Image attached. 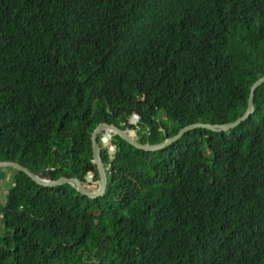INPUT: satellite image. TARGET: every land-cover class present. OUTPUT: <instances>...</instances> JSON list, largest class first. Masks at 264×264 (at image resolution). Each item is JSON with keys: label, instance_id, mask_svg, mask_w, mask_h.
I'll return each mask as SVG.
<instances>
[{"label": "trees", "instance_id": "obj_1", "mask_svg": "<svg viewBox=\"0 0 264 264\" xmlns=\"http://www.w3.org/2000/svg\"><path fill=\"white\" fill-rule=\"evenodd\" d=\"M262 76L264 0H0V161L97 181L98 123L159 145ZM253 107L155 152L114 136L98 198L5 169L0 264H264V83Z\"/></svg>", "mask_w": 264, "mask_h": 264}, {"label": "water", "instance_id": "obj_2", "mask_svg": "<svg viewBox=\"0 0 264 264\" xmlns=\"http://www.w3.org/2000/svg\"><path fill=\"white\" fill-rule=\"evenodd\" d=\"M262 83H264V76L259 77L250 85L248 89L246 107L244 108V111L240 116L236 117L231 122H226L221 124L194 123L181 128L170 138L164 140L163 143L155 146L141 144L140 141L138 140L136 131L128 130L127 128L122 129L112 123H107V122L98 123L96 126H94V128L91 130L89 134L92 163L94 164V166H96L97 173L99 176L97 180L98 187L93 186V188H89L85 183L86 181H89L91 178L94 177V174L91 172L86 175L85 182L83 183L80 182L78 179L65 178V177H59L56 180H49L44 178V176H42L40 173H31L27 168L21 166L20 164L9 161H0V180L3 179L2 170L11 169L23 173L38 186L45 188H52L56 186L68 185L70 188H75V190L80 195L86 196L88 198H98L100 196H103L106 192L108 186V175H109L108 168L105 167L101 156V152L105 149V147L103 146H107V145L100 146L98 143V141L100 140L99 133L101 131L106 130L109 133H111L108 134L109 144L107 148L110 147V145L112 144V137L118 136L119 138L124 140L126 144L130 145L131 147L137 150H141L144 153L155 152L165 149L169 147L172 143H174L175 140L182 137L183 134H185L186 132L196 130L199 128L207 129L215 132L228 131L233 127H235L236 125H238L241 121L245 120V118H247L253 112L254 110L253 93L255 89L258 86H260ZM114 153H115V148H114ZM114 153L112 154V157Z\"/></svg>", "mask_w": 264, "mask_h": 264}, {"label": "rangeland", "instance_id": "obj_3", "mask_svg": "<svg viewBox=\"0 0 264 264\" xmlns=\"http://www.w3.org/2000/svg\"><path fill=\"white\" fill-rule=\"evenodd\" d=\"M133 120L137 122V120H135L134 118H131L132 122H133ZM113 138H114V136L112 137V140H113ZM107 146H103V147H105L106 149H109L110 154H113L114 153V147L112 146V144H111L112 149H110L109 147L107 148ZM3 172H4V178H3V180H0V203H3V197L6 194L7 188L10 184L9 176H10L11 172L9 170H4ZM85 183L91 184V185H87L89 188H93V186L98 187V182L96 180H93V178H91L89 181H86Z\"/></svg>", "mask_w": 264, "mask_h": 264}, {"label": "clouds", "instance_id": "obj_4", "mask_svg": "<svg viewBox=\"0 0 264 264\" xmlns=\"http://www.w3.org/2000/svg\"><path fill=\"white\" fill-rule=\"evenodd\" d=\"M131 118H134L135 120H138V115H137V114H132V115L129 117V123H130V124H135L136 121L133 120V122H132V121H131ZM127 129H128V130H132V131H136V132H137V130H135V129H129V128H127ZM112 146H113V145H112ZM110 147H111V145H110ZM44 178L48 179L47 177H44ZM86 185H91V184L87 183ZM2 204H4V201H3Z\"/></svg>", "mask_w": 264, "mask_h": 264}, {"label": "bare ground", "instance_id": "obj_5", "mask_svg": "<svg viewBox=\"0 0 264 264\" xmlns=\"http://www.w3.org/2000/svg\"><path fill=\"white\" fill-rule=\"evenodd\" d=\"M103 132H108V131H106V130L101 131V132L99 133V136H100V134L103 133ZM98 143H99V141H98ZM99 145H100V146H103V144H101V143H99Z\"/></svg>", "mask_w": 264, "mask_h": 264}, {"label": "built area", "instance_id": "obj_6", "mask_svg": "<svg viewBox=\"0 0 264 264\" xmlns=\"http://www.w3.org/2000/svg\"><path fill=\"white\" fill-rule=\"evenodd\" d=\"M110 149H112V147H109ZM110 158H112V154H110Z\"/></svg>", "mask_w": 264, "mask_h": 264}, {"label": "flooded vegetation", "instance_id": "obj_7", "mask_svg": "<svg viewBox=\"0 0 264 264\" xmlns=\"http://www.w3.org/2000/svg\"><path fill=\"white\" fill-rule=\"evenodd\" d=\"M4 170H2V173H3V178H4V172H3ZM3 180V179H2ZM3 201H4V199H3Z\"/></svg>", "mask_w": 264, "mask_h": 264}]
</instances>
